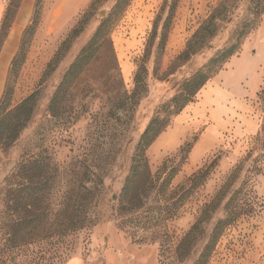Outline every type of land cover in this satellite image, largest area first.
I'll use <instances>...</instances> for the list:
<instances>
[{
  "label": "rangeland",
  "instance_id": "rangeland-1",
  "mask_svg": "<svg viewBox=\"0 0 264 264\" xmlns=\"http://www.w3.org/2000/svg\"><path fill=\"white\" fill-rule=\"evenodd\" d=\"M15 1L21 8L24 0ZM37 1L30 2L17 23L13 20L0 45L1 99L22 35L37 19L10 101L16 106L37 93L35 110L13 146L0 147V264H196L207 244L211 248L206 264H264V0H238L230 20L218 24L210 47L177 69L174 63L189 37L221 0H178L159 61L155 54L159 39L151 41L150 35L157 18L161 25L165 17L161 7L170 0H130L123 11L114 10L118 0H42L39 6ZM91 4L85 30L47 73V64ZM101 22L108 26V42L75 80L53 118L49 102L57 85ZM250 22L254 28L237 55L212 78L232 100L199 102L198 93L172 118L146 151L149 170L161 178L162 163L171 160L170 168L179 162V149L191 143L185 162L168 187L162 189L158 180L153 187L140 189V209L120 210L130 158L149 121L183 81L216 52L234 44L242 25ZM142 64L147 89L139 99H131L133 78ZM121 100L131 104L122 108ZM39 153L48 155L59 170L54 208L75 178L92 173L104 178L103 187L87 202L81 193L76 200L88 205L80 207L89 218L85 228L59 238L54 234L60 224L48 221L39 233L12 246L9 223L20 215L6 209V182L22 161ZM204 170L205 178L189 188L191 179ZM221 190L194 251L181 259L177 247ZM236 215L214 234L219 222Z\"/></svg>",
  "mask_w": 264,
  "mask_h": 264
},
{
  "label": "trees",
  "instance_id": "trees-1",
  "mask_svg": "<svg viewBox=\"0 0 264 264\" xmlns=\"http://www.w3.org/2000/svg\"><path fill=\"white\" fill-rule=\"evenodd\" d=\"M12 1V0H11ZM130 0H118L115 4L114 10L123 11V9L129 4ZM230 3L231 0H221V2L213 9L207 16L206 20L191 34L190 39L187 41L185 49L177 57L174 66L177 69L183 64L189 62L192 57L200 54L203 50L210 47V42L217 35L219 31V25L221 22H228L230 20L231 13L236 9V2ZM22 2V1H21ZM13 0V3L6 7L4 16L0 23V45L1 42L8 36L11 24L17 15V11L20 8V4ZM42 3V0L37 1V6ZM178 0H170L167 5L161 7V11L165 12V17L161 21V25L158 24L159 18L153 22V28L150 35L151 41L158 37L159 41L156 45V55L159 59L163 56V51L167 42V37L170 32L171 23L175 16ZM13 4V5H12ZM94 4V2H93ZM91 4L85 14L76 23L75 27L70 31L69 35L62 41L54 58L47 64L46 72H52L56 65L64 58V55L69 51L73 41L78 38L89 21L91 15ZM260 10V8H256ZM38 24L37 19H34L32 24L27 26L21 41L20 47L17 53L14 55L11 69L9 71L8 81L5 85V92L0 99V147L9 150L13 144L18 140L28 124L32 120V116L35 110V98L37 93L28 96L25 100L20 102L16 106L10 104L11 97L13 95V84L17 76L18 68L25 60V53L28 46V42L33 36L36 26ZM254 28L253 22L245 23L242 25L237 33V40L234 44H230L222 48V50L216 52V54L207 61L201 70L193 74L189 79L183 81L178 90V93L174 95L171 100L164 103L157 116L153 117L145 131L139 137L133 154L130 158V167L127 177L121 188V194L119 198L120 210L126 212L130 210L140 209L142 206V199H140V189L150 188L155 185V182L160 180V187L164 189L168 187L173 180L175 174L178 172L180 166L185 162L186 155L192 148L191 143H185L179 149V162L173 164L170 168L166 160L162 163L159 173L162 177L155 178L151 175L149 170V163L146 158V151L151 144L164 132V129L169 125L172 118L178 116V114L188 105L194 102L196 95L208 84L218 72L221 71L222 65L227 63L231 58L237 55L242 40L247 36ZM108 26L105 22H101L99 28L90 38L89 42L82 49L78 58L71 64L66 70L56 91L53 94L49 110L53 118H57L58 109L65 103L69 97L72 85L75 80L83 73L86 66L94 59L95 54L101 49V47L108 42ZM150 41V42H151ZM152 45L150 44V47ZM149 47V46H148ZM147 70L144 64L140 65L137 69L134 78V90L131 95V99H139L142 94L146 92ZM125 100H121L119 105L124 108L130 105ZM129 143V141L127 142ZM71 166V165H70ZM204 170L191 179V186L195 187L198 182L203 180L206 175ZM163 176H165L163 178ZM59 170L54 165L49 156L39 153L28 157V159L22 161L20 166L6 182V209L11 210L12 213L20 215L15 221L9 223L11 245L16 244V240L24 241L26 237H29L32 233H39L44 227L45 223L51 221V223L58 222L59 228L55 237L59 238L69 233H74L80 229L86 227L89 223V218L86 215H82L80 207L86 208L88 205H82L80 201H76L81 193L82 199L86 202L94 190L103 187V177L96 175H87L84 178H75L74 181H70L66 191L61 196V201L58 204V209L54 208L53 198L55 191L59 183ZM68 184V183H67ZM223 195L221 190L214 200L208 205L201 216L198 218L196 224L185 234L182 242L177 247L178 256L182 259L191 255L194 251L193 248L200 240L201 226L208 219L211 211H214V205H218L220 202V196ZM136 197V198H135ZM134 199L132 203L129 201ZM132 209H130V206ZM213 209V210H211ZM85 212V211H84ZM237 215H240L237 214ZM232 216L226 222H219L214 228V234H218L223 228L224 224L229 221L235 220L238 216ZM209 244H207L202 250L196 264H206L210 256Z\"/></svg>",
  "mask_w": 264,
  "mask_h": 264
},
{
  "label": "crops",
  "instance_id": "crops-1",
  "mask_svg": "<svg viewBox=\"0 0 264 264\" xmlns=\"http://www.w3.org/2000/svg\"><path fill=\"white\" fill-rule=\"evenodd\" d=\"M32 0H24L21 8L18 10L15 23H17L23 16L30 6ZM8 0H0V23L4 16L5 5ZM225 87L220 86L218 83L211 79L208 81V84L199 92L200 101L199 102H208V101H223V100H232L231 95L228 91L225 90Z\"/></svg>",
  "mask_w": 264,
  "mask_h": 264
}]
</instances>
